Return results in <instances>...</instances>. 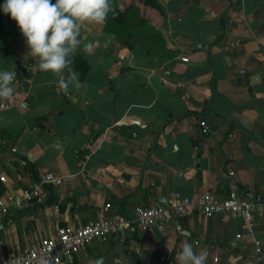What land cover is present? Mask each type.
<instances>
[{
    "label": "crops",
    "instance_id": "0c3cea01",
    "mask_svg": "<svg viewBox=\"0 0 264 264\" xmlns=\"http://www.w3.org/2000/svg\"><path fill=\"white\" fill-rule=\"evenodd\" d=\"M145 1L116 0L130 18L120 35L106 24L83 31L94 51L74 57L83 87L70 97L51 74L32 70L18 26L0 7V70L17 73L15 94L0 108V197L42 184L48 173L62 179L43 183L40 205L1 219L4 253L87 224L107 204L130 217L138 206L205 192L264 201V0ZM252 224L248 237L242 218L194 209L171 214L162 230L131 232L127 248L111 237L63 261L175 264L187 233L195 251L208 253L206 264H261L264 211Z\"/></svg>",
    "mask_w": 264,
    "mask_h": 264
},
{
    "label": "built area",
    "instance_id": "2783aa9c",
    "mask_svg": "<svg viewBox=\"0 0 264 264\" xmlns=\"http://www.w3.org/2000/svg\"><path fill=\"white\" fill-rule=\"evenodd\" d=\"M182 61L186 62L187 58H182ZM199 125L202 132L208 131L204 120H201ZM5 180L1 175L0 181L5 182ZM61 182L62 179L48 173L43 177L42 184L37 183L13 195L0 197V222L12 209L28 210L40 205L43 201V183L60 185ZM109 207L107 204L102 216L82 226L57 227L52 236L30 243L23 251L8 254L0 248V264H41L42 257L53 260L54 264H66L63 261L65 257L79 252L93 242H105L114 237L119 244H122L131 232L150 233L155 228L162 230L171 214L185 215L194 209L201 212L205 218L215 216H220L224 220L242 218L246 225V234L251 237L253 215L255 212L264 211V201L246 200L235 190H231L228 197L223 200L217 199L210 192H205L195 198L181 199L173 205L157 203L149 208L138 206L134 210V215L130 217L111 213L108 211ZM241 238V234L236 235V240ZM1 245L0 242V247ZM114 264H121V260L115 259Z\"/></svg>",
    "mask_w": 264,
    "mask_h": 264
},
{
    "label": "clouds",
    "instance_id": "9594fccd",
    "mask_svg": "<svg viewBox=\"0 0 264 264\" xmlns=\"http://www.w3.org/2000/svg\"><path fill=\"white\" fill-rule=\"evenodd\" d=\"M3 13L10 15L18 26L27 56L35 63L34 72L51 74L58 91L70 97L72 89L79 91L83 84L80 73L73 68L74 57L82 50L92 55L94 43L81 37L89 25H103L113 11L112 0H5ZM15 71L0 70V108L15 94ZM176 249L175 264H206L208 253L194 250L187 236ZM41 264H54L47 257ZM88 264H105L104 258L90 259Z\"/></svg>",
    "mask_w": 264,
    "mask_h": 264
},
{
    "label": "trees",
    "instance_id": "16d2710c",
    "mask_svg": "<svg viewBox=\"0 0 264 264\" xmlns=\"http://www.w3.org/2000/svg\"><path fill=\"white\" fill-rule=\"evenodd\" d=\"M147 5H155V0H146ZM113 11L109 14L106 26L110 28L113 33L117 36L120 35L121 29L127 27L126 24H130L129 13L127 10L120 11L116 6V0H112ZM130 27V25H129Z\"/></svg>",
    "mask_w": 264,
    "mask_h": 264
},
{
    "label": "water",
    "instance_id": "95a60500",
    "mask_svg": "<svg viewBox=\"0 0 264 264\" xmlns=\"http://www.w3.org/2000/svg\"><path fill=\"white\" fill-rule=\"evenodd\" d=\"M226 61H227V64L229 63V60H228V58L226 59ZM238 73H240V74H243L245 77H246V73L243 71V70H239V72ZM243 192H245V195H246V193H248L246 190V187H241L240 185L238 186ZM248 198L250 199V198H252L251 196H248ZM123 246L125 247V248H127L128 247V241H127V239H125L124 240V243H123ZM127 250V249H126ZM171 256H174V252L172 253V255ZM172 263V261L170 260L169 262H168V264H171Z\"/></svg>",
    "mask_w": 264,
    "mask_h": 264
}]
</instances>
